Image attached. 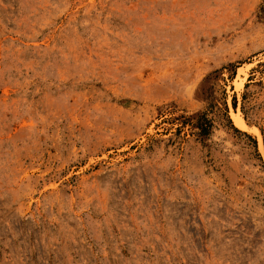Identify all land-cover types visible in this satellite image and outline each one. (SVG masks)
Here are the masks:
<instances>
[{"label": "rangeland", "instance_id": "374dc122", "mask_svg": "<svg viewBox=\"0 0 264 264\" xmlns=\"http://www.w3.org/2000/svg\"><path fill=\"white\" fill-rule=\"evenodd\" d=\"M0 264H264V0H0Z\"/></svg>", "mask_w": 264, "mask_h": 264}, {"label": "bare ground", "instance_id": "6f19581e", "mask_svg": "<svg viewBox=\"0 0 264 264\" xmlns=\"http://www.w3.org/2000/svg\"><path fill=\"white\" fill-rule=\"evenodd\" d=\"M237 116V115H236ZM235 116V117H236ZM235 122L237 124V126L242 129V130H247V125L245 124V122L242 120V118H239L238 116L235 118Z\"/></svg>", "mask_w": 264, "mask_h": 264}]
</instances>
